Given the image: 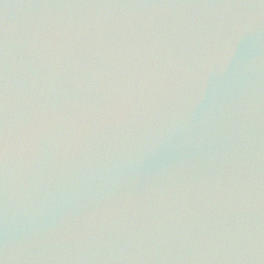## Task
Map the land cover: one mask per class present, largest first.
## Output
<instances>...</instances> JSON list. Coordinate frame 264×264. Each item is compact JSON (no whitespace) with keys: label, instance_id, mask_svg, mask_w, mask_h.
Wrapping results in <instances>:
<instances>
[{"label":"water","instance_id":"water-1","mask_svg":"<svg viewBox=\"0 0 264 264\" xmlns=\"http://www.w3.org/2000/svg\"><path fill=\"white\" fill-rule=\"evenodd\" d=\"M0 264H264V0H0Z\"/></svg>","mask_w":264,"mask_h":264},{"label":"snow or ice","instance_id":"snow-or-ice-1","mask_svg":"<svg viewBox=\"0 0 264 264\" xmlns=\"http://www.w3.org/2000/svg\"><path fill=\"white\" fill-rule=\"evenodd\" d=\"M0 103H2V101H0Z\"/></svg>","mask_w":264,"mask_h":264}]
</instances>
